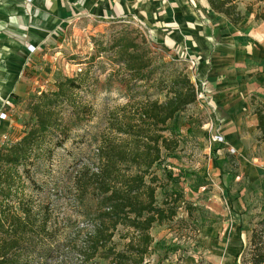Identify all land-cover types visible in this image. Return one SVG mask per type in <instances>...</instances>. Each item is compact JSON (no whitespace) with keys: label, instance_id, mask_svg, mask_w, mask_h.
Instances as JSON below:
<instances>
[{"label":"rangeland","instance_id":"1","mask_svg":"<svg viewBox=\"0 0 264 264\" xmlns=\"http://www.w3.org/2000/svg\"><path fill=\"white\" fill-rule=\"evenodd\" d=\"M236 2L239 6L241 0ZM250 8L254 9V4ZM131 43L133 49L117 54L121 45ZM41 52L22 74L30 88L26 101L14 107L8 102L4 106L7 111L0 113V148L34 123L28 106L41 93L55 91L57 84L67 79L78 80L82 88L74 92L73 100L79 111L86 108L87 112H80L78 124L72 126L64 145L53 150L51 161L41 159L35 175L51 191L57 204L54 215L68 231L77 223V213L71 195L62 193L61 188L92 157L97 140L107 133L108 113L130 102H163L173 81L187 76L194 84L193 71L186 57L155 41L144 23L132 16L73 18L56 29ZM122 60L141 61L146 67L140 74L143 81L131 77ZM72 110L65 108L67 121ZM257 110L264 112L260 106ZM210 123V114L197 100L168 125L179 148L165 153L162 165L155 170L162 185L157 202L162 207L169 199L177 216L152 229L155 240L146 258L148 264H251L252 232L264 231V143L255 139L250 152L240 155L225 148V141L214 142L220 131L213 135ZM56 186L59 192H54ZM43 198L36 196L37 200ZM66 216L70 222L63 221ZM115 242L119 243L118 235ZM56 263V257L41 262ZM96 263L106 264L103 260Z\"/></svg>","mask_w":264,"mask_h":264},{"label":"trees","instance_id":"2","mask_svg":"<svg viewBox=\"0 0 264 264\" xmlns=\"http://www.w3.org/2000/svg\"><path fill=\"white\" fill-rule=\"evenodd\" d=\"M208 2L232 24L244 20L236 0ZM258 2L262 5L256 20L264 21V0ZM248 10L252 12V8ZM133 48V43L121 45L117 54ZM121 63L131 77L143 81L140 74L146 67L141 61ZM181 78L173 81L163 102H130L108 113L107 133L97 140L92 157L61 188L62 193L71 195L77 213V223L68 231L54 215L57 204L51 191L35 175L41 159L51 161L53 150L64 145L81 113L87 112L86 108L79 111L73 100L82 85L77 79H67L28 106L34 123L0 149V264H41L49 257H56V264H97V260L148 264L146 258L154 243L152 229L177 216L169 199L162 207L157 202L162 185L155 170L162 165L165 153L179 148L168 125L198 100L190 78ZM66 107L73 108L68 121ZM256 114L264 143V113L257 110ZM56 188L54 192H59ZM38 195L46 198L37 200ZM64 218L71 221L70 216ZM117 235L119 243L115 242ZM250 256L251 264H264V231L253 230Z\"/></svg>","mask_w":264,"mask_h":264},{"label":"crops","instance_id":"3","mask_svg":"<svg viewBox=\"0 0 264 264\" xmlns=\"http://www.w3.org/2000/svg\"><path fill=\"white\" fill-rule=\"evenodd\" d=\"M252 1L257 10L250 12ZM261 5L241 0L244 20L234 25L208 0H0V113L8 102L26 101L30 88L22 74L57 28L84 16H132L155 41L195 61L193 81L203 93L198 102L210 114L213 135L219 129L225 148L247 154L253 140L263 143L256 114L264 108V21L256 20Z\"/></svg>","mask_w":264,"mask_h":264},{"label":"built area","instance_id":"4","mask_svg":"<svg viewBox=\"0 0 264 264\" xmlns=\"http://www.w3.org/2000/svg\"><path fill=\"white\" fill-rule=\"evenodd\" d=\"M190 63H191L192 69H193L195 67L196 63H195V61H192V60H190ZM196 89H197L198 100H200L203 97V93L200 90V88H198V86H196ZM214 142L223 143L224 139L221 136H217V137L214 138Z\"/></svg>","mask_w":264,"mask_h":264}]
</instances>
